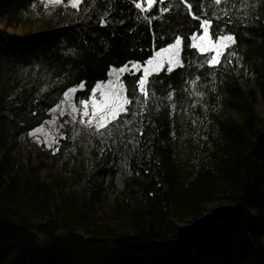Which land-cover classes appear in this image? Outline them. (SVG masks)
<instances>
[{
	"label": "trees",
	"instance_id": "obj_1",
	"mask_svg": "<svg viewBox=\"0 0 264 264\" xmlns=\"http://www.w3.org/2000/svg\"><path fill=\"white\" fill-rule=\"evenodd\" d=\"M201 3L209 18L221 16L214 28L236 35L220 65L199 68L202 57L187 49L186 67L171 78L160 74V99L137 116L133 105L124 117L131 123L111 136L65 124L59 151L38 156L28 133L51 117L63 91L83 80L86 91L77 96L87 98L109 65L143 62L163 21L150 31L132 0H83L79 10L0 0V20L44 21L24 34L0 29V264H264V118L257 110L264 105V0ZM159 7L157 0L147 15ZM109 9L112 23L102 27ZM193 11L200 14L195 4ZM169 17L178 34L199 23L183 5ZM196 76L193 88L186 81ZM261 132L247 179V153ZM238 202L242 209L227 223L177 238V225ZM130 233L142 245L105 241Z\"/></svg>",
	"mask_w": 264,
	"mask_h": 264
},
{
	"label": "snow or ice",
	"instance_id": "obj_2",
	"mask_svg": "<svg viewBox=\"0 0 264 264\" xmlns=\"http://www.w3.org/2000/svg\"><path fill=\"white\" fill-rule=\"evenodd\" d=\"M63 0H47L45 7L50 3L52 5H61ZM159 9L156 15L149 16L157 0H132L135 9L138 10L137 19L143 21L152 31L153 21H163L161 24V34L152 31V51L146 59L128 60L125 63L116 66L111 64L106 73V79L100 80L90 86L87 92V98H78V93H85L86 81L81 80L78 85L67 87L63 91V99L50 108L51 113L59 114V117L70 116L71 123H79L86 129H92L94 134L103 136L105 132L109 136L112 135V128L120 127V124H128L131 121L124 119L129 115L130 108L136 105V110L131 112L132 116L141 115L148 110L149 104H155L160 98L156 96L155 88L157 84H162L164 80L161 73H165L168 78L173 74L179 75L177 69L186 67V50H194V54L202 57L197 67L216 68L222 63V57L225 53L236 44V35L232 32H224L218 27H213V20L221 19L217 13H213L209 18L205 4L201 0H179L173 3L172 0H158ZM222 0H210L211 5L219 6ZM83 0H68V6L79 10ZM194 4L200 12L198 15L193 11ZM180 5L185 6L187 15L192 21H198V25H193L195 30H189L186 34H178L179 29L171 23V18L165 19L166 14L173 12ZM112 9H109L99 20L102 27H107L112 21L107 17ZM225 16L228 15L226 10H221ZM119 23L123 24L121 20ZM228 23H231L229 19ZM157 40L159 45L157 47ZM170 41V42H169ZM143 51V49H141ZM210 54V55H209ZM235 52H230L231 56H235ZM194 61L189 60L187 67H191ZM228 63H231L229 60ZM128 77L126 81L124 78ZM200 80V76H196L190 81H186L190 86L195 88ZM171 87V86H169ZM41 91H44L43 89ZM188 91V89H185ZM197 96H203V93H192ZM176 95L175 89L168 92L167 100L172 101ZM175 111L176 105H171ZM35 115V114H33ZM58 117L53 116L52 119L45 121L38 127L28 133L36 139L37 143H46L47 147L53 148L54 144L59 143V139L66 137H57L56 133L63 124L54 129H46V125L56 123ZM139 134L143 136V130L138 129ZM43 133V139L38 135ZM75 139V136H73ZM59 151V148L54 149Z\"/></svg>",
	"mask_w": 264,
	"mask_h": 264
},
{
	"label": "water",
	"instance_id": "obj_3",
	"mask_svg": "<svg viewBox=\"0 0 264 264\" xmlns=\"http://www.w3.org/2000/svg\"><path fill=\"white\" fill-rule=\"evenodd\" d=\"M263 132H261L253 144L251 145L247 157H246V178H250L251 169L254 162V156L256 148L258 147ZM242 204L240 202L236 204H226L213 208L208 213L204 214L200 218L188 223L177 225L176 235L178 239L186 238H197L202 235L208 234L210 231L214 230L217 226L223 225L230 221V219L242 209ZM111 246L115 248L124 247H138L142 245V238L135 233L121 234L115 237L105 238Z\"/></svg>",
	"mask_w": 264,
	"mask_h": 264
},
{
	"label": "rangeland",
	"instance_id": "obj_4",
	"mask_svg": "<svg viewBox=\"0 0 264 264\" xmlns=\"http://www.w3.org/2000/svg\"><path fill=\"white\" fill-rule=\"evenodd\" d=\"M42 2L44 4H46L47 0H42ZM61 5L68 6V0H63ZM56 6H58V5H52L50 3L47 5V7L49 9L56 7ZM43 26H44L43 20L34 21V22H30V23H8L6 20H0V29H6L8 32L18 33V34H24L27 32L37 31V30L42 29ZM62 99H63V97H62ZM257 110L259 111L260 115L264 118V105L258 104ZM53 116L58 117V119L56 120V123L53 125H46L45 126L46 129H49V130L54 129V128L59 127V125L63 124V127L59 128V131L56 133V135L58 138H60L61 136L64 137V125L71 123L70 122V119H71L70 116L66 115L64 117H59L58 112L57 113H51V117L48 120L52 119ZM48 120H46V121H48ZM71 124H74V123H71ZM75 124L79 125L81 128H85L84 126L80 125L79 123H75ZM38 135L41 137V139H43V133H40ZM60 140L61 139H59L58 144L53 145V148H49V147H47L46 143H43V142L37 143L36 139L34 137L28 136L29 147L38 156H41L44 153L54 154V149L59 147ZM55 152H57V151H55ZM46 174H47V172H46V170H44L42 172V175L44 178L46 177ZM188 223H190V222L188 221V222H185L184 224H188ZM263 243H264V241H263Z\"/></svg>",
	"mask_w": 264,
	"mask_h": 264
}]
</instances>
